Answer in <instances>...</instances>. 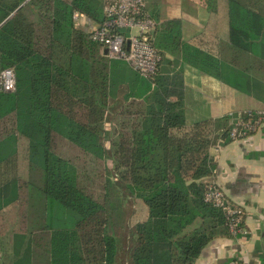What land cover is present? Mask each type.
Instances as JSON below:
<instances>
[{
	"label": "trees",
	"instance_id": "trees-1",
	"mask_svg": "<svg viewBox=\"0 0 264 264\" xmlns=\"http://www.w3.org/2000/svg\"><path fill=\"white\" fill-rule=\"evenodd\" d=\"M105 2L0 0V74L16 78L14 92L0 91V261L195 264L213 241L239 237L205 182L215 137L230 140L233 118L188 125L181 81L111 60L75 20L102 25ZM207 2L237 47H262L264 0ZM186 58L219 77L212 55Z\"/></svg>",
	"mask_w": 264,
	"mask_h": 264
},
{
	"label": "crops",
	"instance_id": "crops-1",
	"mask_svg": "<svg viewBox=\"0 0 264 264\" xmlns=\"http://www.w3.org/2000/svg\"><path fill=\"white\" fill-rule=\"evenodd\" d=\"M105 1L106 8L107 2L115 0ZM145 2L147 13L157 23L153 43L163 58L158 75L182 82V103L188 125L227 115L234 120L247 111L264 113V35L261 48L237 47L228 38L229 28L222 11H211L207 0ZM75 20L87 33L98 26L80 13L75 15ZM195 50L219 60V77L204 73L186 58ZM128 67L132 73H137ZM122 100V93L115 98L116 102ZM113 126L112 123L111 128ZM210 154L216 168L205 182L220 186L226 196L242 208L246 233L213 241L195 264H262L264 121L255 133L236 141H223L217 135ZM8 242L5 239L3 244L7 254H11L12 241ZM9 259H2L0 264H10Z\"/></svg>",
	"mask_w": 264,
	"mask_h": 264
},
{
	"label": "built area",
	"instance_id": "built-area-1",
	"mask_svg": "<svg viewBox=\"0 0 264 264\" xmlns=\"http://www.w3.org/2000/svg\"><path fill=\"white\" fill-rule=\"evenodd\" d=\"M105 13L107 20L91 29V38L105 44L111 60L124 61L140 76L152 79L158 73L162 57L151 38L157 23L147 13L145 0H115L105 8ZM15 90L14 71L4 70L0 74V91L12 93ZM263 121L264 113H240L234 119L230 140L236 141L255 133ZM206 200L224 210L233 236L246 233L244 211L226 196L220 186L208 183Z\"/></svg>",
	"mask_w": 264,
	"mask_h": 264
},
{
	"label": "rangeland",
	"instance_id": "rangeland-1",
	"mask_svg": "<svg viewBox=\"0 0 264 264\" xmlns=\"http://www.w3.org/2000/svg\"><path fill=\"white\" fill-rule=\"evenodd\" d=\"M120 95H121V93H119L118 96H120ZM118 96H117V97H118ZM116 104H117V103H116ZM116 104L114 105V107H116ZM10 124H11L10 122H8V123L6 124L7 127L5 126V127L3 128V132L6 130V128L11 127ZM111 126H112V122H111V121H108L107 124H106V128L108 129V131H110V130L112 129ZM124 199H125L124 202H125L126 210H127V212H128L130 215H132L131 213H132V211L134 210L135 204H133V201H132L131 198L128 197V196H125ZM118 259H119V258H118ZM118 264H120V259L118 260Z\"/></svg>",
	"mask_w": 264,
	"mask_h": 264
}]
</instances>
